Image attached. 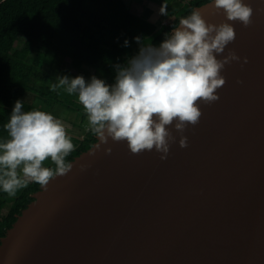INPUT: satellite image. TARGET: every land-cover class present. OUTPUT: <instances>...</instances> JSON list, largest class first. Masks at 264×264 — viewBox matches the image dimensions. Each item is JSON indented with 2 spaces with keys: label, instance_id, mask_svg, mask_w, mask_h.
<instances>
[{
  "label": "water",
  "instance_id": "1",
  "mask_svg": "<svg viewBox=\"0 0 264 264\" xmlns=\"http://www.w3.org/2000/svg\"><path fill=\"white\" fill-rule=\"evenodd\" d=\"M210 2L196 9L225 22ZM245 3L252 24L229 21L236 39L218 55L241 59L183 133L188 147L174 126L166 160L111 139L92 154L97 138L32 194L0 238V264H264V0Z\"/></svg>",
  "mask_w": 264,
  "mask_h": 264
},
{
  "label": "clouds",
  "instance_id": "2",
  "mask_svg": "<svg viewBox=\"0 0 264 264\" xmlns=\"http://www.w3.org/2000/svg\"><path fill=\"white\" fill-rule=\"evenodd\" d=\"M208 6L222 11L226 21L209 23L201 9H193L158 47L143 45L127 66L117 65L113 85L95 76L90 82L83 76H64L52 85V91L60 88L77 96L90 131L100 141L92 154L111 139L126 141L132 154L155 150L166 160L176 142L173 126L181 134L180 147H188L183 133L200 123L201 104L220 100L217 91L226 84L225 66L241 59L234 50L218 58L236 39L229 21L249 27L254 15L245 0H211ZM160 11L167 15L166 5ZM243 62H248L247 57ZM23 107L22 101L15 102L4 125L8 139L0 141V189L10 197L32 182L47 191L52 180L67 175L73 167L66 158L75 145L61 120L45 111L25 112ZM111 151L106 149L108 154ZM49 158L54 167L44 166Z\"/></svg>",
  "mask_w": 264,
  "mask_h": 264
},
{
  "label": "trees",
  "instance_id": "3",
  "mask_svg": "<svg viewBox=\"0 0 264 264\" xmlns=\"http://www.w3.org/2000/svg\"><path fill=\"white\" fill-rule=\"evenodd\" d=\"M209 1H190L152 36L141 40V45L158 47L181 18ZM124 9L123 0H0V141L8 139L4 125L10 119L2 110L13 109L20 100L23 111H30L29 102L42 90V86L39 89L43 76L41 67H47L60 78L65 66L70 67L65 60L69 55L75 67L95 68L102 78L109 79V85L115 83L117 72L110 68L115 57L127 54L124 58V66H127L141 49H137L139 43L133 32L142 24V19ZM19 43L23 44L21 48H18ZM43 58L50 65L44 63ZM74 138L75 150L66 158L69 162L97 140L89 128L83 139ZM44 166L54 167L50 158ZM39 189L40 186L32 182L15 197L0 189V238L34 200L32 194Z\"/></svg>",
  "mask_w": 264,
  "mask_h": 264
},
{
  "label": "crops",
  "instance_id": "4",
  "mask_svg": "<svg viewBox=\"0 0 264 264\" xmlns=\"http://www.w3.org/2000/svg\"><path fill=\"white\" fill-rule=\"evenodd\" d=\"M190 1H192V0H123V5L125 7V9H124L125 11L130 12L133 15H135L136 17H139L142 19V24L134 30L133 35L135 38L140 37L141 40H145V39L149 38L150 36H152L161 26L166 24L167 21L172 17L173 13L180 11ZM164 5H166V8H167V15L161 14V11H160V9ZM22 46H23L22 43L18 44V48H21ZM140 47H141V43L139 42L137 49H140ZM125 57H127V54H125V53H122V55L120 57H115L110 68L113 71L117 72L115 67L117 65H121L122 62H123V64L121 65V67H123L124 61L122 59H124ZM65 60L70 65V67H69V68H71L70 73L72 75H78L79 74L78 71L81 70L82 68L75 67L73 64V58L69 55L65 57ZM84 74L87 76L86 80L88 82L91 81V78L93 76H95L98 79L104 80L107 84L109 82V79L106 80V79L102 78V74L98 70H96L95 68H92V67H86ZM30 97H32V96H30ZM41 99H42V97L38 96V95L34 97V100L37 103V105L39 106L40 111L49 112V113L55 115L56 117H58L60 113H58V112L52 113L51 111H48L44 107L41 108V103H42ZM62 105H64V104L62 103ZM43 109H45V110H43ZM69 109L71 111H73L76 115H78L79 118H76V121H74V120H72V117H70L71 115L67 116L68 118H71V120L69 121L70 123H67V124H70L69 125L70 129H68V130L71 132H75L76 129H72L71 126H73V128H75V125H76L75 122H79V120H83L82 124L84 127L83 128L84 131L78 130V134L83 135V137L81 136L82 137L81 139H83L85 137L86 133L88 132V128H89V126L87 125L88 123L84 122V116L86 114H82L79 110H77L75 108L70 107ZM12 110H13L12 108H4L2 111H4L5 114H7V115H11Z\"/></svg>",
  "mask_w": 264,
  "mask_h": 264
},
{
  "label": "rangeland",
  "instance_id": "5",
  "mask_svg": "<svg viewBox=\"0 0 264 264\" xmlns=\"http://www.w3.org/2000/svg\"><path fill=\"white\" fill-rule=\"evenodd\" d=\"M145 42V41H144ZM144 42H142V44H144ZM136 45V43L133 44V48ZM143 45H141L142 47ZM124 61V59H122ZM44 63L49 64V61H47L46 58H43ZM123 64V62H122ZM121 64V65H122ZM50 65V64H49ZM119 65V66H121ZM47 67H41V72H43V76L40 77L39 80V89L42 86V90H37V94L41 97H43L42 99V103H41V108H46L48 111H51L52 113L54 112H58L60 113L58 117H55L60 119L61 122L64 124V126L66 127V130L68 132V135L71 137V139L74 141L75 138L74 137H83V135H79L78 134V130L79 131H84V127L82 124L83 120H79V122H75V128H73V126H71L72 129H76L75 132H71L68 129L70 124L69 121L71 120V118H68V115H71L70 117H72V120L76 121V118H79L78 115H76L73 111H71L69 108H75L77 110H79L82 114H85V111L82 107V105L78 102V98L76 95H69L64 89H60L58 88L56 91H52V85L54 83H57V79L58 76H56L55 74H52L51 71H49L48 69H46ZM116 71H117V66L115 67ZM114 68V69H115ZM86 67H83L81 70L78 71V75H72L69 71L71 70V68H69V66H65V73L62 77L67 76L70 79L71 78H75L77 76H83L85 78V80L87 79V76L84 74ZM34 75V73H33ZM87 81V80H86ZM44 85L46 87H44ZM109 85V84H108ZM31 94V93H30ZM32 94L35 95V93L32 92ZM62 103L65 105H62ZM79 104V105H78ZM29 110L30 111H34V110H40L39 106L37 105V103L35 102V100L33 99L32 101L29 102ZM67 106V107H66ZM69 107V108H68ZM45 110V109H43ZM6 111V110H5ZM84 122H87V116H84ZM88 125V124H87ZM86 126V125H85ZM81 137V138H82ZM49 160L45 161V163H47Z\"/></svg>",
  "mask_w": 264,
  "mask_h": 264
}]
</instances>
